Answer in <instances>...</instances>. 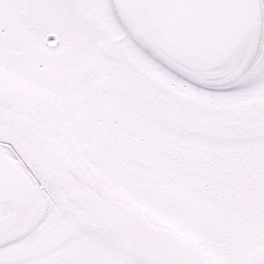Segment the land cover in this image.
I'll use <instances>...</instances> for the list:
<instances>
[{"label": "snow or ice", "instance_id": "snow-or-ice-1", "mask_svg": "<svg viewBox=\"0 0 264 264\" xmlns=\"http://www.w3.org/2000/svg\"><path fill=\"white\" fill-rule=\"evenodd\" d=\"M0 264H264V0H0Z\"/></svg>", "mask_w": 264, "mask_h": 264}]
</instances>
